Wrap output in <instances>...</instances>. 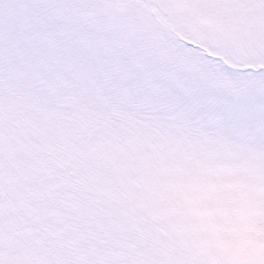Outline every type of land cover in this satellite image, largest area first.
<instances>
[{"label": "snow or ice", "instance_id": "obj_1", "mask_svg": "<svg viewBox=\"0 0 264 264\" xmlns=\"http://www.w3.org/2000/svg\"><path fill=\"white\" fill-rule=\"evenodd\" d=\"M0 264H264V0H0Z\"/></svg>", "mask_w": 264, "mask_h": 264}]
</instances>
